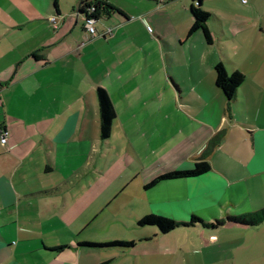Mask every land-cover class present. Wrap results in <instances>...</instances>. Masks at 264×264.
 <instances>
[{
	"label": "crops",
	"instance_id": "crops-1",
	"mask_svg": "<svg viewBox=\"0 0 264 264\" xmlns=\"http://www.w3.org/2000/svg\"><path fill=\"white\" fill-rule=\"evenodd\" d=\"M106 2L113 10L96 28L114 32L95 39L81 0H15L17 15L5 14L0 264H248L232 253L264 221L168 233L138 221L214 222L264 208V0ZM193 4L210 14L212 43L202 30L189 35ZM219 63L246 76L232 101L216 84ZM98 87L116 112L108 139ZM204 156L207 173L147 187ZM253 238L264 252V234ZM113 241L135 244L86 245Z\"/></svg>",
	"mask_w": 264,
	"mask_h": 264
},
{
	"label": "trees",
	"instance_id": "trees-1",
	"mask_svg": "<svg viewBox=\"0 0 264 264\" xmlns=\"http://www.w3.org/2000/svg\"><path fill=\"white\" fill-rule=\"evenodd\" d=\"M95 2L97 10L96 16L100 17L102 12L109 13L113 10V7L109 5L106 0H81L80 12H86L87 7H89L91 2ZM196 1V0H195ZM56 2V1H55ZM202 0H197V4H200ZM56 4V3H55ZM192 14L194 16V23L189 32V35L193 34L198 30H202L205 36V39L208 43L213 42V37L207 21L210 17V14L203 11L202 8L196 7L194 4L192 6ZM216 73V84L224 92L227 99L232 101L235 99L238 88L245 82L246 76L240 71H235L229 73L225 66L222 63H219L215 66ZM97 97L100 107V136L103 139H108L111 136L112 123L116 116L115 108L112 104L110 96L106 89L102 87L97 88ZM214 146V141H212L207 149L205 150L204 155H208ZM205 156L202 157L199 161L195 163L194 168L189 170L174 171L164 175H161L155 178L147 187L153 186L160 182L161 180L166 179H175V178H188L196 177L207 173L211 166L210 163L205 160ZM264 221V208L256 213L241 215V216H227L225 219L215 220L214 222H205L199 217L193 216L188 222H177L171 218L158 216V215H148L138 221V225H153L157 226L161 233H168L171 230L179 226H192L195 224H202L204 226H209L212 228H217L224 225L226 222L238 223L243 225H258ZM135 244L134 241L124 242V241H113L109 243H86L89 247H131ZM62 248V247H60ZM59 248V249H60Z\"/></svg>",
	"mask_w": 264,
	"mask_h": 264
},
{
	"label": "rangeland",
	"instance_id": "rangeland-1",
	"mask_svg": "<svg viewBox=\"0 0 264 264\" xmlns=\"http://www.w3.org/2000/svg\"><path fill=\"white\" fill-rule=\"evenodd\" d=\"M16 6H15V0H0V30L3 28V26H12L10 23V20L5 19L6 13H13V15H17ZM36 26V23H32L27 25L28 28H33ZM264 234V224L262 228L256 229V230H249V232H243L246 233L247 236H249V248L246 250L237 249L232 253V258L234 260L243 259L246 260L248 264H264V252H257L256 246L259 244V241L257 239H252L253 236L258 234ZM242 233V232H241ZM255 245V246H254Z\"/></svg>",
	"mask_w": 264,
	"mask_h": 264
},
{
	"label": "built area",
	"instance_id": "built-area-1",
	"mask_svg": "<svg viewBox=\"0 0 264 264\" xmlns=\"http://www.w3.org/2000/svg\"><path fill=\"white\" fill-rule=\"evenodd\" d=\"M246 0H244L245 2ZM96 4L91 2L89 7H87L86 12H83L84 27L89 33L90 39H95L97 37H107L113 34V27H106L103 31L99 32L96 28V23L99 21L100 17L96 16ZM148 30L152 32V28L148 26ZM85 42H82L80 46H83ZM9 131L5 126H0V142L2 145H6L8 142Z\"/></svg>",
	"mask_w": 264,
	"mask_h": 264
}]
</instances>
